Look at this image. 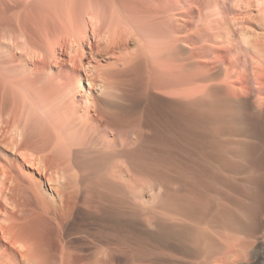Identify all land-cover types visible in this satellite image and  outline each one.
<instances>
[{"label":"bare ground","instance_id":"1","mask_svg":"<svg viewBox=\"0 0 264 264\" xmlns=\"http://www.w3.org/2000/svg\"><path fill=\"white\" fill-rule=\"evenodd\" d=\"M3 1L0 264L127 262L131 227L153 264H219L264 226V0H191L222 76L181 55L174 0Z\"/></svg>","mask_w":264,"mask_h":264},{"label":"rangeland","instance_id":"2","mask_svg":"<svg viewBox=\"0 0 264 264\" xmlns=\"http://www.w3.org/2000/svg\"><path fill=\"white\" fill-rule=\"evenodd\" d=\"M169 1H170V3L173 1H171V0H166V2H168L169 3ZM175 2H172V5H174L173 7L174 8H176L175 6H177L178 8H181V11L183 12V10H184V5H185V9H186V7H187V10H185L186 12H188L186 15H189L190 16V18H189V16H186V15H184V13H186L185 11L182 13V16H183V18L182 19H184V20H186L185 22H186V25L183 23V20H181L182 21V23L185 25V26H183V24L181 23V21H179L180 20V18L178 19V21L180 22H178L179 24H178V30H183L184 32H186L187 31V33H188V31H189V33L188 34H190V35H187V33H186V35L185 34H183L184 36H186V37H184L183 36V38L185 39V40H182V43L184 44H180V42H179V44H180V46H179V49L181 48V53H183V54H181L182 56H188V54L190 53V52H193V55H195V56H193V57H195V58H193L192 57V63L193 62H195L196 63V59H197V56H198V62L195 64V63H193L192 64V66H194L195 67V65L197 66V64H201V65H199V66H205V68H201V67H198V68H200V69H206L207 70V68L211 71V72H213L214 74H219L220 76H222L223 75V72H224V66H226L227 64H230L231 63V61H230V59H229V56H227L228 54L226 53V51H223V54L224 55H222V51L221 52H217V53H220L219 55H222V56H219L217 53H216V51H214V52H212V50L210 51V52H208L209 50H207L206 51V49L204 50V49H201V48H199L198 49V45H197V42H195L194 41V43L197 45H195L194 43H193V40H195V38H196V36H195V32H194V20H193V18H192V2H191V0H174ZM179 1H180V3H179ZM182 1V2H181ZM185 1V2H184ZM190 3V5H189V3ZM224 2V1H223ZM174 3V4H173ZM178 3L180 4V6H178ZM225 3L226 4H228L229 6H230V8L233 10L234 8H235V5L234 4H232L233 3V1H231V0H225ZM261 3H263V5H261L260 4V6H264V2L263 1H261ZM176 4V5H175ZM226 4H224L226 7H228V5H226ZM232 5V6H231ZM234 5V6H233ZM183 8H182V7ZM229 8V9H230ZM191 10V12H190V10ZM0 10L1 11H7V7H6V3L3 1V0H0ZM180 11V12H181ZM184 16L186 17V18H184ZM181 24V26H179ZM184 27V28H183ZM186 27V28H185ZM193 27V28H192ZM187 28H189V29H187ZM187 29V30H186ZM193 30V31H192ZM183 32V33H184ZM194 32V33H193ZM188 37V38H187ZM187 38V39H186ZM192 38V39H191ZM189 39V40H188ZM188 40V41H187ZM187 41V42H186ZM189 42V43H188ZM187 43V44H186ZM191 46V47H190ZM193 46V47H192ZM197 47V48H196ZM183 48V49H182ZM192 48V49H191ZM197 49V51H196V49ZM191 49V50H190ZM182 50H183V52H182ZM185 50V51H184ZM186 50H187V53H184V52H186ZM188 50H189V52H188ZM198 50H199V53H198ZM201 51V52H200ZM203 51V52H202ZM195 53V54H194ZM214 53V54H213ZM226 53V54H225ZM199 54V55H198ZM214 56H213V55ZM218 55L216 58H215V56L216 55ZM253 54V53H252ZM200 55L201 56H203L202 58H204V57H206L207 58V60H208V58H209V62H207V61H205L206 59H202L201 57H200ZM254 55H256V54H254ZM226 56V57H225ZM212 57V58H211ZM220 57H225V58H221V59H219ZM228 57V58H227ZM199 58H201L202 59V61H200L201 59H199ZM215 58V59H214ZM217 58H218V60H217ZM214 59V60H213ZM219 60H221L220 61V63H219ZM227 60V61H226ZM205 61V65H204V62ZM213 61V62H212ZM216 61V62H215ZM212 62V63H211ZM213 63H217V65L216 64H214L213 65ZM224 63V64H223ZM207 64V65H206ZM211 65V66H210ZM213 65V66H212ZM216 65V66H215ZM214 66H215V68H214ZM218 66V67H217ZM222 66V67H221ZM211 68V69H210ZM248 68L250 69H252V63L251 62H249L248 63ZM250 69V70H251ZM221 72V73H220ZM218 85H222V84H218ZM248 85L250 86V88L252 89V91L254 90V89H256V87H257V85H256V83H254V79H253V76H252V74H249L248 75ZM156 95H158L159 97H161V98H167L166 96H164L163 94H156ZM235 97V98H234ZM231 96L229 99H230V101H231V110H233V111H237V109L239 108V106H238V101H239V97H237V99H236V96ZM236 99V100H235ZM251 99H253L254 100V97L253 98H251ZM236 103V104H235ZM235 109V110H234ZM4 118H6V116L4 115ZM11 134H12V130L11 131H9ZM8 132V133H9ZM13 134H15V133H13ZM12 134V135H13ZM103 134H105L106 135V133H104L103 132ZM7 135H9V134H7ZM144 135H147V133H144ZM150 135V134H149ZM10 136L11 135H9L8 137H9V139H10ZM12 137V136H11ZM12 138H14V136L12 137ZM101 141H103V142H105V138L104 137H102V139H101ZM140 142V141H139ZM193 142V141H192ZM180 144H186V143H184V142H182V143H180ZM193 144V143H192ZM98 145H102V144H98ZM147 145V144H146ZM145 145V146H146ZM35 149H33V150H27V152L30 154V157L31 158H34V160L35 161H39V160H37L38 158H40V150L39 151H37L36 152V150H35V152L36 153H34V154H36L35 156H34V154H33V151H34ZM39 152V153H38ZM34 156V157H33ZM39 156V157H38ZM179 190L181 189V187H178V184H177V186H176ZM235 195V194H234ZM158 215H160L159 213H158ZM134 217V216H133ZM105 220V219H104ZM138 220L140 221V222H143L144 220L142 219V218H138ZM105 222H106V226L107 227H109L110 225L108 224V222L105 220ZM156 228H154V227H150L149 228V230H155ZM110 231V230H109ZM137 231H139L138 229H136V228H134V227H131L127 232H123V231H121V230H116V231H114V233H113V240L115 239V241H117V238H120V235L122 234H126L127 235V239H128V244H129V249H130V252H131V255L133 256H131V258L129 259V261H127V262H124V257L123 256H120V255H114V256H112L111 258H109V259H107L108 261L105 263V264H153L152 262H151V256L149 255V256H147V254H145L147 251H150V250H153V249H155V247H154V244H153V241L152 240H150V239H148L146 236L144 237V235H142V236H140L141 234H139ZM227 232V237L226 238H224L225 239V241L228 243V244H230V243H232V241H233V239H235L234 241H236L235 242V246L234 247H232L233 248V251H234V253H232L233 251H224V252H222V254H220L221 255V260H222V262L221 263H219V264H264V226H262V227H259L257 230H256V232H254V233H252V234H244L242 231H240L239 229H237L236 227H232V228H227V230H226ZM139 234V235H138ZM237 238V239H236ZM227 239V240H226ZM174 242L175 243H177V244H179L180 245V240L177 238V239H174ZM230 242V243H229ZM170 252H168V251H166V250H162V253L159 255V256H162V255H167V254H169ZM134 255H136V256H134ZM176 255H180V254H176ZM140 256H143L144 258H145V260L143 261L142 259H138V257H140ZM112 259V260H111ZM140 260V261H139ZM166 260H169V259H166ZM200 260V258L198 257H193L191 254H189V255H180V257L179 258H175V259H171L170 261H171V263L172 264H199V261Z\"/></svg>","mask_w":264,"mask_h":264}]
</instances>
